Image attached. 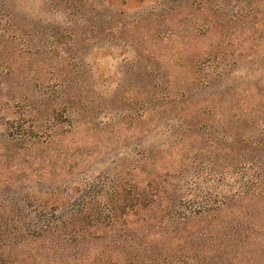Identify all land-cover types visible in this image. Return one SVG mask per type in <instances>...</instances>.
<instances>
[{
	"label": "rangeland",
	"instance_id": "rangeland-1",
	"mask_svg": "<svg viewBox=\"0 0 264 264\" xmlns=\"http://www.w3.org/2000/svg\"><path fill=\"white\" fill-rule=\"evenodd\" d=\"M182 168L224 172L208 182L225 197L199 201L227 206L177 232L136 213L130 238L89 228L94 244L22 233L23 196L66 215L131 187L163 208L165 171ZM261 191L264 0H0V260L264 264Z\"/></svg>",
	"mask_w": 264,
	"mask_h": 264
},
{
	"label": "trees",
	"instance_id": "trees-1",
	"mask_svg": "<svg viewBox=\"0 0 264 264\" xmlns=\"http://www.w3.org/2000/svg\"><path fill=\"white\" fill-rule=\"evenodd\" d=\"M17 6L20 8V5L17 4ZM22 13H24V11H22ZM7 15L9 18H14L16 13L8 12ZM249 141L252 143V139H249ZM164 176L168 181L167 184H169L171 188L166 191V200L163 202V208H160L159 204H156V202L153 203V201H148L146 198H138L139 196H134L135 200L134 198L131 199L133 189L131 187L124 189L125 193L122 191L124 193L123 196H121L123 199L113 202L110 205L102 203L101 206H96V208H94L91 203H85V201H81L83 203L78 204L72 203L71 205H68L69 211L66 215H58L57 213L60 208L55 206H51L49 209V207L45 205L33 204L32 201L34 198L32 194H29V196H23V202H28V197L30 198L28 203L25 202V206L31 208V212L35 213V220L32 224H29L30 222H28L25 225V227H30L32 225V230H24V228H22L24 230L22 233L25 237L34 238L36 240H47L50 236L60 237L62 235L63 237H61L67 242L81 241L82 245L87 244V242L94 244L96 243V237L88 231L89 228L97 229L99 227L104 229L110 225L113 227L116 226L119 229L117 231L119 235L123 234L130 238L131 235L128 231L133 222L129 221L128 218L132 215H136V213L138 214L140 212L148 211L151 213H157L153 218L158 219V221H156L158 227H162L164 224L165 226L163 227L172 232H177L178 229H183L187 223L190 222L189 220H191L193 213L200 214L209 211L216 212L221 206L224 205L225 207L228 204L226 198L219 200V202H211L210 200H208L210 202L199 201L200 197L204 198L207 195L213 194L217 196L219 195L221 198L225 197V194L221 192L222 190L220 192H215L218 187L213 186L214 182H208L209 180H212L218 183H223L226 175L222 171H213L211 169L191 173L187 169L182 168L177 170L174 174L170 173L169 170H166ZM251 191H253L251 188H247L241 190L239 193L244 197L248 196ZM119 193L120 190L117 191V195H119ZM146 194H143L142 196L145 197ZM25 195H28V193ZM258 195L264 196V191L258 192ZM191 209H197V211H190ZM186 211H189L188 214ZM160 214L162 215L160 216ZM20 221L21 220H16L9 225L8 230L11 234L12 232L16 233L21 230L19 229ZM91 236H93L92 239ZM116 243L119 244L120 240L116 239L115 244ZM128 247L135 250L131 241L128 242ZM50 250L49 252L48 248L45 250L47 251L45 253L46 257L50 253ZM187 261V258H181V264H188ZM0 264L11 263L0 260Z\"/></svg>",
	"mask_w": 264,
	"mask_h": 264
}]
</instances>
